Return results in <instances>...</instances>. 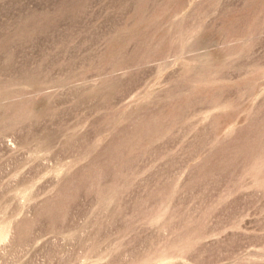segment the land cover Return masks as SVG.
Wrapping results in <instances>:
<instances>
[{
	"label": "rangeland",
	"instance_id": "1",
	"mask_svg": "<svg viewBox=\"0 0 264 264\" xmlns=\"http://www.w3.org/2000/svg\"><path fill=\"white\" fill-rule=\"evenodd\" d=\"M0 264H264V0H0Z\"/></svg>",
	"mask_w": 264,
	"mask_h": 264
}]
</instances>
